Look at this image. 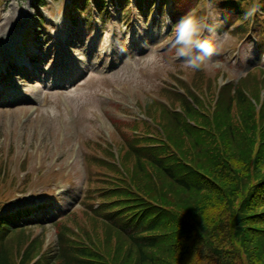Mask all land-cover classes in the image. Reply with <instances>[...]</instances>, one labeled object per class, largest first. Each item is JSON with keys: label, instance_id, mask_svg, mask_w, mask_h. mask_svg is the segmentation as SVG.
<instances>
[{"label": "trees", "instance_id": "16d2710c", "mask_svg": "<svg viewBox=\"0 0 264 264\" xmlns=\"http://www.w3.org/2000/svg\"><path fill=\"white\" fill-rule=\"evenodd\" d=\"M87 1L71 0L72 20V6L80 4L90 25ZM92 1L107 17L106 0ZM206 1L171 0L169 15L179 16L174 30L189 16L204 22L215 8L236 23L230 33L237 41H251L253 31L261 55L264 0ZM35 2L37 12L47 5ZM153 2L136 0L135 8L146 17ZM110 3L130 22L129 0ZM165 3L159 0L160 16ZM242 58L240 52L238 63ZM188 70V83L174 78L176 89L161 88L159 99L141 107L149 121L118 123L119 165L99 143L85 157L80 213L87 227L74 229L67 220L79 223L78 216L65 215L53 222L57 238L44 249L45 230L34 234L42 223L24 220L33 210L5 211L11 186L0 190V264H264V69L254 67L218 91L219 71L213 77L202 66ZM3 181H14L6 159Z\"/></svg>", "mask_w": 264, "mask_h": 264}, {"label": "rangeland", "instance_id": "374dc122", "mask_svg": "<svg viewBox=\"0 0 264 264\" xmlns=\"http://www.w3.org/2000/svg\"><path fill=\"white\" fill-rule=\"evenodd\" d=\"M2 1L0 72L4 69L13 73V81L22 85L14 87L20 97L14 99L19 102L0 105V160H7V172L14 177L10 183H0V190L11 186L10 194L7 191L3 195L6 200L2 209L6 205L7 212L46 206L30 216L42 223L34 234L45 230V249L57 238L51 222L75 213L79 223L67 220L69 224L74 229L87 227L80 210L87 184L84 156L89 149L93 152V144L88 148L85 143L108 140L111 135L113 140L122 141L115 128L123 119H132L137 103L142 106L150 97L158 98L160 88L171 82L169 75L175 71H185L192 77L193 73L169 51L175 36L172 23L179 16L167 18L165 11L159 21L155 3L148 18L134 11L130 29L121 21L117 5L109 8L105 23L97 18L93 28L85 30L86 18L77 10L80 4L76 10L72 6L75 21H69L70 0H47L39 12L33 6L35 0ZM39 17L43 18L40 28ZM220 18V11L213 8L209 23L215 27V34L207 32L205 38L218 54L202 64L207 73L222 70L229 80H236L251 68H264V56L259 59L256 47L249 43L241 62H236V39L225 30L226 23L222 24ZM230 49L231 57H224ZM27 55L48 73L47 85L31 75L18 74L14 65L18 58L28 59ZM37 57L39 60H35ZM66 67L79 76L65 87H53L51 73L65 75L66 82L71 75ZM2 81L6 87L11 85L10 79ZM24 161L26 166L22 167ZM43 174L45 178H41ZM43 191L46 193H40Z\"/></svg>", "mask_w": 264, "mask_h": 264}, {"label": "clouds", "instance_id": "9594fccd", "mask_svg": "<svg viewBox=\"0 0 264 264\" xmlns=\"http://www.w3.org/2000/svg\"><path fill=\"white\" fill-rule=\"evenodd\" d=\"M204 31L214 35L215 27L191 16L181 19L176 26L173 42L176 59L193 70L199 69L206 60L218 54L210 40L203 37Z\"/></svg>", "mask_w": 264, "mask_h": 264}]
</instances>
